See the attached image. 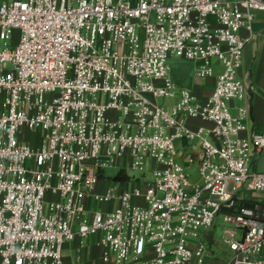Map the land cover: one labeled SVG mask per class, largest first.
<instances>
[{
  "label": "built area",
  "instance_id": "2783aa9c",
  "mask_svg": "<svg viewBox=\"0 0 264 264\" xmlns=\"http://www.w3.org/2000/svg\"><path fill=\"white\" fill-rule=\"evenodd\" d=\"M258 11L264 0L0 1V264H65L66 242L96 234L106 262L210 264L203 235L220 214L222 264H264V203L240 195L264 192L240 75ZM173 55L216 76L208 96L172 80ZM109 166L129 178L104 187Z\"/></svg>",
  "mask_w": 264,
  "mask_h": 264
},
{
  "label": "crops",
  "instance_id": "0c3cea01",
  "mask_svg": "<svg viewBox=\"0 0 264 264\" xmlns=\"http://www.w3.org/2000/svg\"><path fill=\"white\" fill-rule=\"evenodd\" d=\"M3 1V0H0ZM9 1V0H6ZM257 19H256V29L260 30L264 26V12L258 11L257 12ZM261 37H264V30L259 34L256 35L254 38H252L250 41H252L251 46L253 45V42L258 44V48L256 47L257 54L254 56V53H251L250 48L248 49L247 44L244 48V55H243V65L240 70V75L246 82V84L249 86L248 88V94L245 100L241 101L244 104H248L251 107V117L249 119V126L251 129H254L256 131H261L264 130V98L261 92V86H264V78L261 75H258L257 78H255V72L259 71L264 68V52L259 54V48H260V40ZM246 49V50H245ZM248 50V51H247ZM246 51V52H245ZM252 56V57H251ZM245 61L249 63L246 68L244 69V64ZM204 78V77H203ZM207 79V84H198L195 87L194 91L196 94H198L200 97L204 98L208 96L211 91L214 88L215 82H216V76L212 77H205ZM191 90V89H190ZM234 103H240V101H234ZM194 126L197 125H210L209 122L201 121V120H193ZM264 160V149L260 153L258 157H256V162L253 166L254 169H257L259 171H264V165L260 166V162ZM131 171V170H130ZM139 172V171H138ZM152 176L151 169L148 168L144 172H140L139 175L136 174H131L130 173V179H135V178H144V179H149ZM111 181V180H110ZM104 187L109 184V181L107 183L106 180L102 181ZM132 186V184H130ZM249 195H245V199L249 200H254L257 202H262L264 203V192L260 191H249ZM95 205V203H93ZM115 204H117L116 201L112 202L111 206L114 207ZM217 225V224H216ZM215 225V226H216ZM211 231H206L204 232V235L211 233ZM204 235H203V240H204ZM99 238L100 235H92L85 240H81L80 238H76L72 241H68L64 245L63 249V255H64V262L65 264H95L92 262V258L96 253H99L101 258L102 254L104 252L103 247L99 244ZM91 241V255L88 253V250H86L87 243ZM204 243L207 245L208 249L211 252V256L209 258L210 264H222L224 260L229 256L230 251L228 247L224 244L222 246H217V244L212 245L210 242L204 240ZM224 255V258L220 257V254ZM103 264H116L114 261L106 262L104 260ZM128 264V263H127ZM130 264H136V263H130Z\"/></svg>",
  "mask_w": 264,
  "mask_h": 264
},
{
  "label": "rangeland",
  "instance_id": "374dc122",
  "mask_svg": "<svg viewBox=\"0 0 264 264\" xmlns=\"http://www.w3.org/2000/svg\"><path fill=\"white\" fill-rule=\"evenodd\" d=\"M251 44H252V41H250L247 44V47H248V49L250 48L251 53H254V56H255L257 54V51H256L255 48L256 47L258 48V44L255 45L254 42H253L252 46H251ZM259 44H260L259 54L261 56V54L264 52V37L263 38L261 37V40H260ZM168 63H169V66H170L169 75L172 78V80L178 86L189 88L191 90H195V87L198 84L201 83L203 85H206L208 83L207 79L205 77L203 78V77H198V76L195 75L196 63L193 60L185 59L183 57H179L177 55H173V56L169 57ZM248 65H249L248 61L247 62L245 61V64H244V69L245 70H246V68H248L247 67ZM217 69H219V67ZM255 75H256L255 78H257L258 75H261L264 78V68H262L259 71V74H258V71H256ZM261 92H262V95H263V98H264V86H261ZM33 136H34V138L36 140L35 143L38 144L39 143V135L37 133H35ZM263 165H264V160L262 159V161L260 162V166H263ZM194 168L197 169V167H193V172H192L193 176H194ZM118 172H119V168H117V167L109 166V167L105 168V170L103 171V176L106 177L105 180L107 181V183H108L110 178L114 179ZM129 172L132 175L133 174H136V175L140 174V172L135 171V170H131V171L129 170ZM249 194L250 193L247 190H242L241 193H240V195L243 196V197L245 195H249ZM215 224H217V225L215 227H213L212 232L204 235V240L208 241V243L210 242L212 245L217 244V246H222V244H223V234H224V230H225V227H226V224L223 221L222 214H220L217 217V219L215 221ZM241 234H242V230H239V235H241ZM85 248H86V250H88V253L91 255V250H90L91 241H89L87 243V246ZM220 257L224 258V255L221 253ZM102 260L103 259L101 258L99 253H96L94 255V257L92 258V262L95 263V264H103ZM121 264H127V263H121Z\"/></svg>",
  "mask_w": 264,
  "mask_h": 264
},
{
  "label": "trees",
  "instance_id": "16d2710c",
  "mask_svg": "<svg viewBox=\"0 0 264 264\" xmlns=\"http://www.w3.org/2000/svg\"><path fill=\"white\" fill-rule=\"evenodd\" d=\"M127 178H129V175L125 171H119L117 173V175L115 176L116 180H123V179H127ZM244 201H245V204L250 205V206L257 203V201L249 200V199H245Z\"/></svg>",
  "mask_w": 264,
  "mask_h": 264
}]
</instances>
